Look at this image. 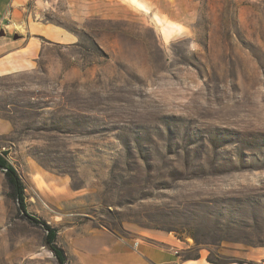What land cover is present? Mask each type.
Returning a JSON list of instances; mask_svg holds the SVG:
<instances>
[{
  "label": "rangeland",
  "instance_id": "rangeland-1",
  "mask_svg": "<svg viewBox=\"0 0 264 264\" xmlns=\"http://www.w3.org/2000/svg\"><path fill=\"white\" fill-rule=\"evenodd\" d=\"M47 1L66 36L35 73L0 76V154L66 264L110 232L264 264V0ZM45 238L0 169V264H59Z\"/></svg>",
  "mask_w": 264,
  "mask_h": 264
},
{
  "label": "crops",
  "instance_id": "crops-1",
  "mask_svg": "<svg viewBox=\"0 0 264 264\" xmlns=\"http://www.w3.org/2000/svg\"><path fill=\"white\" fill-rule=\"evenodd\" d=\"M55 2L58 7L60 0H53V10ZM46 3L49 1L0 0V30L4 28L14 31V27L19 26L26 32L17 40L10 34L0 37V76L35 73L45 46L60 43L66 36L60 27L44 22ZM68 3L73 9V15L78 13V6L93 8L92 0H86L85 6L78 4L77 0H68ZM95 230L105 235L101 229ZM104 237L107 243L102 244L101 255L86 252L85 264H205L203 256L197 261H181L176 251H183L189 245L169 234H147L139 239L140 242L114 232ZM136 242L138 247L134 246Z\"/></svg>",
  "mask_w": 264,
  "mask_h": 264
},
{
  "label": "trees",
  "instance_id": "trees-1",
  "mask_svg": "<svg viewBox=\"0 0 264 264\" xmlns=\"http://www.w3.org/2000/svg\"><path fill=\"white\" fill-rule=\"evenodd\" d=\"M7 155V152L0 154V169L5 172V176L11 190V195L17 202L20 212L26 219L30 220L34 224L40 225L44 229L46 233L45 246L54 254L59 264H66L67 258L65 251L59 247L56 242L58 235L57 229L46 221L30 214L27 205L25 184L16 168L9 162Z\"/></svg>",
  "mask_w": 264,
  "mask_h": 264
},
{
  "label": "water",
  "instance_id": "water-1",
  "mask_svg": "<svg viewBox=\"0 0 264 264\" xmlns=\"http://www.w3.org/2000/svg\"><path fill=\"white\" fill-rule=\"evenodd\" d=\"M7 36H8V33H7L6 29L2 28V29L0 30V37H1V38H4V37H7ZM13 37H14L15 40H17V39L20 38V37L18 36V34H14Z\"/></svg>",
  "mask_w": 264,
  "mask_h": 264
},
{
  "label": "built area",
  "instance_id": "built-area-1",
  "mask_svg": "<svg viewBox=\"0 0 264 264\" xmlns=\"http://www.w3.org/2000/svg\"><path fill=\"white\" fill-rule=\"evenodd\" d=\"M134 246H135V247H138V243H137V242L134 243ZM176 253L179 255V251H176Z\"/></svg>",
  "mask_w": 264,
  "mask_h": 264
}]
</instances>
